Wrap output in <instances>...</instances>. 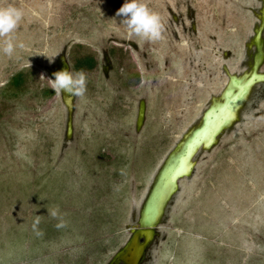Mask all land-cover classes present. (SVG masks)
Returning a JSON list of instances; mask_svg holds the SVG:
<instances>
[{"label":"rangeland","instance_id":"rangeland-1","mask_svg":"<svg viewBox=\"0 0 264 264\" xmlns=\"http://www.w3.org/2000/svg\"><path fill=\"white\" fill-rule=\"evenodd\" d=\"M124 2L0 0L22 10L24 45L0 52V264H107L167 156L252 72L264 0H141L158 41L130 34ZM61 62L86 76L71 110L51 87ZM192 160L142 264H264V81Z\"/></svg>","mask_w":264,"mask_h":264},{"label":"water","instance_id":"water-1","mask_svg":"<svg viewBox=\"0 0 264 264\" xmlns=\"http://www.w3.org/2000/svg\"><path fill=\"white\" fill-rule=\"evenodd\" d=\"M261 12V19L264 21V4ZM263 27L264 25L257 30L254 37L258 52L252 72L242 76L230 75L229 82L221 95V100L214 99L213 103L205 110L201 123L193 127L178 148L167 156L142 205L138 228L133 230L126 245L116 253L114 261H121L123 264H142L147 249L155 239L156 228L164 217L168 203L178 190L179 180L190 175L193 170L195 163L192 159L194 155L198 149L210 148L216 143L217 137L223 129L236 120L238 109L244 104L252 86L257 82L264 81V73L258 71L264 57ZM61 70H69L64 62H61L58 69V71ZM62 94L71 110L73 97H69L63 91ZM234 106L237 108L236 114L230 119L225 117L224 111ZM216 112L220 113L214 115ZM143 116L144 112L141 113L140 120ZM210 127L214 129L211 130Z\"/></svg>","mask_w":264,"mask_h":264},{"label":"clouds","instance_id":"clouds-1","mask_svg":"<svg viewBox=\"0 0 264 264\" xmlns=\"http://www.w3.org/2000/svg\"><path fill=\"white\" fill-rule=\"evenodd\" d=\"M117 16H122L121 21L131 35L140 37L149 41H158L162 38V22L159 14L151 11L141 0H125L123 5L117 10ZM23 12L18 7L8 4L0 6V52L11 56L16 47L23 48V43L18 45L13 43L10 34L13 33L21 19ZM51 80V87L55 92L67 93L69 97L83 96L86 91V76L83 71L75 73L69 70L57 71ZM49 215L58 216L57 209H50ZM39 219L33 222L32 228L36 235L42 233L37 229ZM63 222L57 223L55 227H63Z\"/></svg>","mask_w":264,"mask_h":264},{"label":"flooded vegetation","instance_id":"flooded-vegetation-1","mask_svg":"<svg viewBox=\"0 0 264 264\" xmlns=\"http://www.w3.org/2000/svg\"><path fill=\"white\" fill-rule=\"evenodd\" d=\"M22 74H19L15 76L12 75V78L8 80L7 87L11 90V93L13 92V89L18 86L22 82ZM107 264H123L121 261H114V257L107 263Z\"/></svg>","mask_w":264,"mask_h":264},{"label":"bare ground","instance_id":"bare-ground-1","mask_svg":"<svg viewBox=\"0 0 264 264\" xmlns=\"http://www.w3.org/2000/svg\"><path fill=\"white\" fill-rule=\"evenodd\" d=\"M236 109H237V108H235V106H234L233 108H230V109H228L227 111L225 110V111H224V115H225V117H227V118H229V119H230V117L232 118V117L236 114V113H235ZM210 129L213 130L214 128L210 127Z\"/></svg>","mask_w":264,"mask_h":264}]
</instances>
